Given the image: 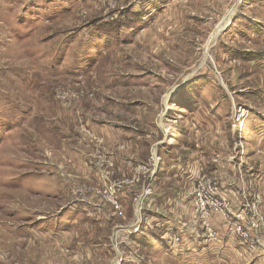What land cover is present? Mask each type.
Wrapping results in <instances>:
<instances>
[{"label":"rangeland","instance_id":"obj_1","mask_svg":"<svg viewBox=\"0 0 264 264\" xmlns=\"http://www.w3.org/2000/svg\"><path fill=\"white\" fill-rule=\"evenodd\" d=\"M263 5L0 0V264H264Z\"/></svg>","mask_w":264,"mask_h":264},{"label":"built area","instance_id":"obj_2","mask_svg":"<svg viewBox=\"0 0 264 264\" xmlns=\"http://www.w3.org/2000/svg\"><path fill=\"white\" fill-rule=\"evenodd\" d=\"M206 185V186H205ZM195 199H196V209L200 212L202 217L208 216L209 212H223V208L225 206L223 198L224 196L219 195L216 187H212V185L208 184H200L194 189ZM208 220V217H207ZM238 236L241 238L242 235L246 234L238 231ZM178 237H175V240H178ZM260 242L259 238H255L253 243L256 245ZM172 243V242H171ZM177 243V242H176ZM173 242V244H176Z\"/></svg>","mask_w":264,"mask_h":264},{"label":"trees","instance_id":"obj_3","mask_svg":"<svg viewBox=\"0 0 264 264\" xmlns=\"http://www.w3.org/2000/svg\"><path fill=\"white\" fill-rule=\"evenodd\" d=\"M125 21H123L122 24L115 25V24H100L96 27V31L101 33L102 35L110 36L115 35L119 32L121 26L124 24ZM130 22V21H129Z\"/></svg>","mask_w":264,"mask_h":264},{"label":"crops","instance_id":"obj_4","mask_svg":"<svg viewBox=\"0 0 264 264\" xmlns=\"http://www.w3.org/2000/svg\"><path fill=\"white\" fill-rule=\"evenodd\" d=\"M263 10H264V5H263ZM251 34H252V32H250ZM247 167H250V169L253 171V172H255V166H254V168L251 166V165H247ZM254 169V170H253ZM254 175H255V173H254ZM218 223H220V224H222L220 221H218ZM257 245H259V246H264V243H263V241L262 240H260V242L257 244ZM262 249H264V248H262Z\"/></svg>","mask_w":264,"mask_h":264}]
</instances>
